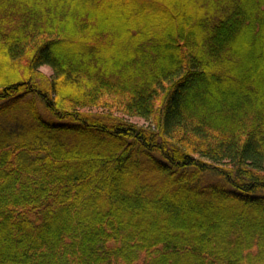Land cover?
I'll return each mask as SVG.
<instances>
[{
	"label": "trees",
	"instance_id": "16d2710c",
	"mask_svg": "<svg viewBox=\"0 0 264 264\" xmlns=\"http://www.w3.org/2000/svg\"><path fill=\"white\" fill-rule=\"evenodd\" d=\"M0 264H264V0H0Z\"/></svg>",
	"mask_w": 264,
	"mask_h": 264
},
{
	"label": "rangeland",
	"instance_id": "374dc122",
	"mask_svg": "<svg viewBox=\"0 0 264 264\" xmlns=\"http://www.w3.org/2000/svg\"><path fill=\"white\" fill-rule=\"evenodd\" d=\"M42 72L45 73L46 75H51L52 74V69L48 66L42 67ZM132 122H135L139 125L147 126L149 125L150 122L140 119V118H130Z\"/></svg>",
	"mask_w": 264,
	"mask_h": 264
}]
</instances>
